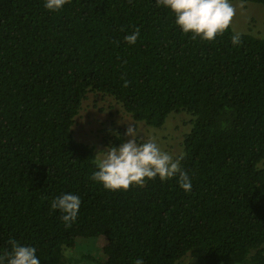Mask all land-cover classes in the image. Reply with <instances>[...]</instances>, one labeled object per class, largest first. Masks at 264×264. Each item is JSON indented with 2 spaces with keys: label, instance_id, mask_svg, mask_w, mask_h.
Segmentation results:
<instances>
[{
  "label": "trees",
  "instance_id": "1",
  "mask_svg": "<svg viewBox=\"0 0 264 264\" xmlns=\"http://www.w3.org/2000/svg\"><path fill=\"white\" fill-rule=\"evenodd\" d=\"M174 20L155 0H0V256L14 240L41 264H264V30L233 46L232 25L205 41ZM92 94L155 129L187 117L174 158L191 191L91 180L97 150L73 127ZM65 192L71 227L50 207Z\"/></svg>",
  "mask_w": 264,
  "mask_h": 264
},
{
  "label": "clouds",
  "instance_id": "2",
  "mask_svg": "<svg viewBox=\"0 0 264 264\" xmlns=\"http://www.w3.org/2000/svg\"><path fill=\"white\" fill-rule=\"evenodd\" d=\"M70 0H44V7L48 11H60ZM158 6L171 10L175 17V24L184 34H191L192 38L213 41L231 27L236 9L232 0H155ZM241 6L243 4L241 3ZM242 33L233 30L230 40L233 46L242 41ZM140 36L139 29L124 36L127 44L133 45ZM128 81L124 80L127 87ZM116 139L121 142L109 144L97 150L92 159L94 170L90 179L100 183L109 191H127L130 186L143 187L148 180L157 177L163 182L175 179L184 191H191L192 183L189 174L182 170L181 159L174 158L151 139L141 141L138 126L129 124L123 139L119 132H115ZM81 199L72 192H65L50 201V207L61 213L60 220L66 227L76 222ZM11 252L7 258L0 256V264H41L34 246L10 241ZM134 264H144L142 258H137Z\"/></svg>",
  "mask_w": 264,
  "mask_h": 264
},
{
  "label": "rangeland",
  "instance_id": "3",
  "mask_svg": "<svg viewBox=\"0 0 264 264\" xmlns=\"http://www.w3.org/2000/svg\"><path fill=\"white\" fill-rule=\"evenodd\" d=\"M236 9L232 20V27L236 32L261 33L264 30V7L253 3H243L239 0H232ZM241 3L243 6H241ZM173 116V115H172ZM171 116V117H172ZM187 117L174 116L168 120V124L162 129L148 127L143 123L134 122L132 115L125 113L122 105L113 98L102 95H90L84 102L83 108L75 120L73 131L76 139L93 146L96 150L103 149L109 144H115V132L124 136L129 124L138 126L141 133V141L151 139L156 142L162 150L170 155L178 156L181 152L180 142L186 130L184 121ZM102 242L96 246L101 247ZM183 264H190L189 260H183Z\"/></svg>",
  "mask_w": 264,
  "mask_h": 264
}]
</instances>
